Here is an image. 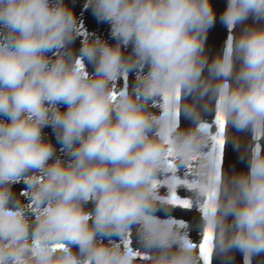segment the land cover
Wrapping results in <instances>:
<instances>
[{"label": "clouds", "instance_id": "obj_1", "mask_svg": "<svg viewBox=\"0 0 264 264\" xmlns=\"http://www.w3.org/2000/svg\"><path fill=\"white\" fill-rule=\"evenodd\" d=\"M77 3L0 0V264H264V0Z\"/></svg>", "mask_w": 264, "mask_h": 264}, {"label": "crops", "instance_id": "obj_2", "mask_svg": "<svg viewBox=\"0 0 264 264\" xmlns=\"http://www.w3.org/2000/svg\"><path fill=\"white\" fill-rule=\"evenodd\" d=\"M212 3L216 9L217 16L219 17L220 12L224 9L226 5V0H212ZM80 4H81V0H80ZM226 34L227 33H226L225 28L218 21L216 26L210 31L209 36H208V46L211 48L213 53H215L221 48L223 41L226 38ZM105 36L108 37V31L103 37L105 38ZM183 123L186 124L187 122H183ZM222 161H223V165L225 168H228L232 166L233 164H235L238 169L243 168V165L237 162L236 154L231 150L230 145L228 149L225 151ZM177 172H178L177 178L180 181H182V183L176 186L175 194L180 199L188 198L191 195V190L187 187V183H188L189 177L191 176V172L189 170H185V171L177 170ZM163 190L167 191V188ZM174 215L177 218L191 221L195 217H197L198 213L195 210H184L181 206H177ZM191 235L194 240H199L200 235L198 234L197 231L194 230L191 233ZM237 259L239 260V256L237 257Z\"/></svg>", "mask_w": 264, "mask_h": 264}, {"label": "snow or ice", "instance_id": "obj_3", "mask_svg": "<svg viewBox=\"0 0 264 264\" xmlns=\"http://www.w3.org/2000/svg\"><path fill=\"white\" fill-rule=\"evenodd\" d=\"M216 124L219 126L221 132L223 130V126H224V122H223V118L222 116H218L216 118ZM216 142L218 143V145L220 146V154H221V158H223L225 150H224V140H223V136L218 134V136L216 137ZM174 202L178 205L181 206L184 210H189L190 206H189V202L186 199H179L177 200L175 197H173ZM199 240L201 241L200 243V248H201V252L202 254L207 257L210 248V237L207 233L201 234L199 237Z\"/></svg>", "mask_w": 264, "mask_h": 264}, {"label": "rangeland", "instance_id": "obj_4", "mask_svg": "<svg viewBox=\"0 0 264 264\" xmlns=\"http://www.w3.org/2000/svg\"><path fill=\"white\" fill-rule=\"evenodd\" d=\"M82 4H83V0H81V4H80V0H78V3H77L76 8H75L78 15L81 13ZM83 24L87 28L88 31H95L101 36H104L108 31L107 25L97 24L96 21L92 18V16L88 12L83 13ZM103 29H104V31H103ZM105 38H107V36H105ZM78 45H79V42L77 41V46ZM45 131L47 133H49L50 138H52L51 137V130L45 129ZM52 139H53V142L55 143L54 138H52ZM15 187L19 191L23 187V185L18 183L15 185Z\"/></svg>", "mask_w": 264, "mask_h": 264}]
</instances>
